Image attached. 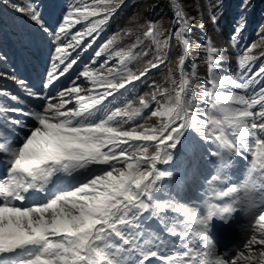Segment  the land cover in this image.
<instances>
[{
	"label": "snow or ice",
	"instance_id": "obj_1",
	"mask_svg": "<svg viewBox=\"0 0 264 264\" xmlns=\"http://www.w3.org/2000/svg\"><path fill=\"white\" fill-rule=\"evenodd\" d=\"M0 2L50 38L54 54L45 89L78 64L80 51L92 48L118 7L115 0H77L52 28L34 0L23 6ZM175 15L177 26L168 36L149 23L143 35L150 43L144 47L139 37L127 49L113 47L115 36L105 41L95 57L107 51L116 64L108 67L106 60L93 68L95 59L84 64L57 97L44 98L12 75L28 97L44 99L38 110H25L19 95L0 89V264H150L152 258L161 264H264V85L255 87L264 80V66L253 71L255 57L249 53L255 45H250L237 58L235 77L220 75V50L209 42L202 46L207 79L194 91L195 65L190 73L184 68L190 22L180 9ZM242 27L238 24L237 31ZM172 40L183 50L179 79L172 78L170 88L153 83L138 107L129 101L109 108L117 93L167 66ZM141 57L148 59L134 71L129 64ZM145 109L156 125L135 123ZM186 144L215 146L205 148L214 159L213 171L204 176L210 193L204 208L182 201L179 193L157 195L160 182L173 176L158 165L172 163ZM236 157L247 162L245 175L229 182ZM94 165L106 167L97 172ZM82 171L91 174L71 187L57 186L61 177ZM32 191L51 194L25 205ZM240 211L249 217L245 238L225 258L210 230L214 220L227 225ZM177 242L182 252L175 250Z\"/></svg>",
	"mask_w": 264,
	"mask_h": 264
},
{
	"label": "trees",
	"instance_id": "obj_2",
	"mask_svg": "<svg viewBox=\"0 0 264 264\" xmlns=\"http://www.w3.org/2000/svg\"><path fill=\"white\" fill-rule=\"evenodd\" d=\"M16 2L23 6L27 0H16ZM76 2L77 0H34L45 23L52 28L57 26L69 7ZM115 3L118 6L115 14L99 34L92 48L80 51V60L68 75L56 81L54 86L45 89L42 80L38 77V72L43 69L39 59L47 57L51 53L53 57L54 46L50 43V38L42 33L26 15L0 2V56L4 57L3 60H0V73L4 74L0 76V89L19 95L23 102L19 106L30 110V102L36 104L43 99L28 97L25 89L10 79L12 75L25 80L29 88L30 85H33L34 89L44 93L45 98L54 94L58 95V92L64 87L71 86V79L76 72L84 64H90L93 59H95V64L91 65L93 68H99L106 60L110 62L108 67L116 64V59L111 57L107 51L100 57H95V52L99 50L100 46L113 36L117 38V43L113 46L115 49L129 48L136 42L137 37L144 41L141 47L149 45L150 42L143 35L149 23L154 24L164 36H168L177 26L175 15L177 9H180L190 22L188 37L191 44L184 68L186 72L190 73L195 65L196 75L190 81V86L194 91L198 92L207 79L206 53L202 46H206L209 42L220 50L222 59L219 66L220 75L235 77L239 71L237 58L250 45H255L249 53L255 57L252 62L253 71L264 66V0H115ZM213 15L216 18L215 23L212 20ZM238 24H243L239 31H237ZM80 27V25H76V28ZM73 30L75 31V29ZM129 32L131 35H125ZM87 42L86 40L85 43ZM136 51H140V49L138 48ZM182 52L179 42L172 40L169 51L170 62L167 66L161 65L158 69H153L146 79L128 86L127 90H122L123 95L117 93L113 104L108 107H122L129 101L133 103L134 107H138L139 98L147 97L153 91V83L160 88H170L172 78L179 79L177 60ZM146 59L148 57H141L129 64V67L135 71L143 67ZM2 82H4V87H1ZM262 85H264V80H261V84L255 85V87L259 88ZM31 90L33 91V89ZM248 91L250 93L252 89L249 88ZM0 102H3L2 99ZM7 103L15 104L12 101H7ZM73 106L74 104L68 105V107ZM149 111L150 109H145L135 123L146 126L156 125L159 121L155 117L148 119ZM103 115L104 113H97L98 117ZM22 119L27 120L26 117H22ZM214 147L213 145L190 147L186 144L183 149L177 150L176 158L172 163L158 165L162 170L173 171V176L160 182L161 192L157 195L179 193V198L182 201L195 204L200 208L206 207L210 193L204 176L213 171L210 161L214 158L205 154V148ZM201 157H203V162ZM233 159L236 161L235 167L227 172L229 182L242 180L247 164L246 161L238 157ZM193 162L194 167L191 166ZM104 167L106 166L96 165L92 167V171L98 172ZM90 174L89 171L86 175L70 181L61 182L58 180L57 186L60 188L71 187L80 180L86 179ZM225 186L221 185V187ZM55 191L56 188L52 187V192ZM46 198H38L37 201L31 202H42ZM211 202L221 201L211 200ZM223 202H227V198ZM248 219L246 213L236 212L230 218L233 234L225 239L217 235L215 221H213V227L210 230L213 243L219 246L222 251L233 247L236 252L245 238L243 230L247 226ZM152 227L155 229L158 225L152 222ZM168 239L171 243L174 238L169 237ZM175 250L183 251L179 242L176 243ZM232 256L233 253L229 258ZM150 264H161V262L152 258Z\"/></svg>",
	"mask_w": 264,
	"mask_h": 264
},
{
	"label": "rangeland",
	"instance_id": "obj_3",
	"mask_svg": "<svg viewBox=\"0 0 264 264\" xmlns=\"http://www.w3.org/2000/svg\"><path fill=\"white\" fill-rule=\"evenodd\" d=\"M52 54V53H51ZM51 54L47 57H41L39 59V63L42 65L43 69L41 72H38V77L42 80L43 85L47 80V73L48 71L51 69V61H52V56ZM1 87H4V82H2ZM30 88L33 89V91L35 92H39L36 89L33 88V85H30ZM42 94V97L45 98L44 93L43 92H39ZM57 94L52 95L51 97H57ZM55 102V101H54ZM44 103V99L42 101H38V103L36 104H32L31 102L30 104V109L32 110H38L39 106L42 105ZM30 122V121H28ZM96 166V165H94ZM92 166V167H94ZM89 171H82V172H77L74 173L72 177H68V176H63L59 179V181L63 182V181H70L76 178H80L82 176H84L86 173H88ZM3 174V166L0 165V175ZM51 188L52 191V186H49ZM48 195H50V192H40V191H32L28 194V198L23 202L25 205L32 203L31 201H37L38 198H46ZM215 221V226H216V232L218 234L219 237L224 238L225 235L230 234L231 233V228H230V224H223L221 221L219 220H214ZM230 223V222H229ZM216 246L217 252L218 254H222L225 256V258H229L230 255L232 253H234L235 249L233 247H230L227 251H222L219 249V246Z\"/></svg>",
	"mask_w": 264,
	"mask_h": 264
}]
</instances>
